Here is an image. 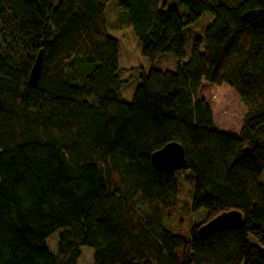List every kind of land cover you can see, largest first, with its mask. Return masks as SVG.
<instances>
[{"label": "trees", "instance_id": "obj_1", "mask_svg": "<svg viewBox=\"0 0 264 264\" xmlns=\"http://www.w3.org/2000/svg\"><path fill=\"white\" fill-rule=\"evenodd\" d=\"M175 1L119 0L128 22L107 27L100 0H0V264H76L80 246L93 264H264V0ZM170 142L186 166L156 170ZM234 210L239 227L199 235Z\"/></svg>", "mask_w": 264, "mask_h": 264}, {"label": "rangeland", "instance_id": "obj_2", "mask_svg": "<svg viewBox=\"0 0 264 264\" xmlns=\"http://www.w3.org/2000/svg\"><path fill=\"white\" fill-rule=\"evenodd\" d=\"M104 5V19L107 27H119L124 26L128 22V15L123 12L118 3L119 0H100ZM165 4L168 8L175 9L178 13L182 14L186 12V9L179 5L175 0H160V5ZM211 17L208 12L203 13L199 19L194 23L187 25L183 31V41H184V58L182 62H186L191 53V48L193 40L195 38H202L203 32L207 25L209 24ZM154 67L162 71H174L177 68V61L168 53L160 54L154 62ZM129 79L127 85L122 89V96L126 102L131 100L133 89L137 82L135 76H126ZM178 180V200L180 205L183 207L181 210L182 217L186 222H198L205 216V211L203 209L198 210L195 213L188 211L189 195H190V184L188 183V176L182 172L177 173ZM260 180L264 182V172L262 173ZM58 232L52 234L47 240L46 244L50 251H55L57 243ZM79 257L76 264H93V250L88 246L79 247Z\"/></svg>", "mask_w": 264, "mask_h": 264}, {"label": "water", "instance_id": "obj_3", "mask_svg": "<svg viewBox=\"0 0 264 264\" xmlns=\"http://www.w3.org/2000/svg\"><path fill=\"white\" fill-rule=\"evenodd\" d=\"M41 51L35 58V61L30 69L28 82L30 86H34L38 79L41 69ZM151 163L156 170L165 172H174L185 168L186 159L183 147L177 142H170L164 145L159 150L151 154ZM242 224V214L238 211H229L221 213L199 229L198 233L201 237H206L213 232L224 228H235Z\"/></svg>", "mask_w": 264, "mask_h": 264}]
</instances>
